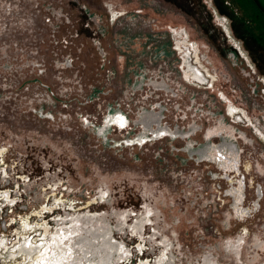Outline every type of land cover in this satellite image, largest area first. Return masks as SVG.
Here are the masks:
<instances>
[{
    "label": "rangeland",
    "instance_id": "374dc122",
    "mask_svg": "<svg viewBox=\"0 0 264 264\" xmlns=\"http://www.w3.org/2000/svg\"><path fill=\"white\" fill-rule=\"evenodd\" d=\"M0 151L2 239L57 198L62 218L111 214L130 252L115 264H264L263 15L250 0H0Z\"/></svg>",
    "mask_w": 264,
    "mask_h": 264
},
{
    "label": "flooded vegetation",
    "instance_id": "af4514ba",
    "mask_svg": "<svg viewBox=\"0 0 264 264\" xmlns=\"http://www.w3.org/2000/svg\"><path fill=\"white\" fill-rule=\"evenodd\" d=\"M177 46L178 48L183 47V49L190 50V47L187 48L189 46L187 42L177 43ZM197 63H199L198 60ZM202 72V70L198 69V74L201 78L209 77L207 75L204 76ZM110 117L113 121L112 123L117 125L125 124L123 116L119 114ZM153 121H156V117L151 119L147 117L142 120V123L145 127L149 126L150 122ZM155 130L163 131L164 133L166 131L164 128ZM155 130L154 132H156ZM59 202H61V199L58 200L56 198L53 201L56 206L51 205L48 207L45 205L41 209L34 211L30 216L37 219L35 221H30L29 216L25 217L21 222V228L12 233V238H0V249L8 252L9 257L11 256L10 258L13 260L19 258V264H90V261L95 257L97 258V264H115L118 260L120 261L130 255V252L125 253L127 251L125 245L116 239L112 227L108 225L110 223L108 220L111 219L109 215L111 214L93 212L91 210L93 205H88L74 211L73 215L62 218L60 206H57ZM63 210L65 209L63 208ZM66 210L70 211L71 209ZM55 212L60 216L50 219L51 215L56 216L54 215ZM240 212H243V210ZM44 215L47 216L44 217ZM118 217L119 220L116 222L118 226L116 227L128 230L129 227H124L128 215L122 213ZM51 220H60L57 223L58 227L50 229ZM143 220L137 221L136 225L132 227L137 232V235L140 234L138 231L145 226L142 223ZM37 231L39 232L38 235H40L39 238L29 237L30 234ZM145 241V238L142 239V242L140 241L138 245L142 243L146 245ZM139 249L142 250V248ZM114 254H118V259H113L112 261ZM168 257V253L165 252L153 264H166V261L169 260ZM141 260L143 261L144 259ZM140 264L148 263L140 262ZM203 264H209V261L205 259Z\"/></svg>",
    "mask_w": 264,
    "mask_h": 264
},
{
    "label": "water",
    "instance_id": "95a60500",
    "mask_svg": "<svg viewBox=\"0 0 264 264\" xmlns=\"http://www.w3.org/2000/svg\"><path fill=\"white\" fill-rule=\"evenodd\" d=\"M257 10L263 15L264 17V0H251Z\"/></svg>",
    "mask_w": 264,
    "mask_h": 264
},
{
    "label": "bare ground",
    "instance_id": "6f19581e",
    "mask_svg": "<svg viewBox=\"0 0 264 264\" xmlns=\"http://www.w3.org/2000/svg\"><path fill=\"white\" fill-rule=\"evenodd\" d=\"M181 34H182V33H181ZM184 40H186V39H184ZM186 42H187V41H186ZM195 54L197 55V53H196V52H195ZM0 154H1V151H0ZM0 172H1V170H0ZM2 173H4L3 175L1 174V175H2V177H4V176L7 174V172H6V169H4ZM9 197H10V196H9ZM54 198H55V197H54ZM92 202H93V203H96V201H95V200H93ZM96 204H98V202H97ZM88 205H89V203H87V205H86V206H88ZM84 207H85V206H84ZM81 208H83V207H81ZM76 209L78 210V208H76ZM76 209H75V207H74V210H76ZM73 212H74V211H73ZM135 250H136V249H135ZM138 250H139V249H138ZM158 258H159V257H158ZM154 259H157V258H154ZM151 261H152V260H151Z\"/></svg>",
    "mask_w": 264,
    "mask_h": 264
},
{
    "label": "trees",
    "instance_id": "16d2710c",
    "mask_svg": "<svg viewBox=\"0 0 264 264\" xmlns=\"http://www.w3.org/2000/svg\"><path fill=\"white\" fill-rule=\"evenodd\" d=\"M250 2L252 3V1L250 0ZM252 5H254L253 3H252ZM255 7V6H254ZM255 9L257 10V8L255 7ZM257 12H259L258 10H257ZM260 13V12H259Z\"/></svg>",
    "mask_w": 264,
    "mask_h": 264
},
{
    "label": "built area",
    "instance_id": "2783aa9c",
    "mask_svg": "<svg viewBox=\"0 0 264 264\" xmlns=\"http://www.w3.org/2000/svg\"><path fill=\"white\" fill-rule=\"evenodd\" d=\"M0 157H1V154H0ZM0 163H2V162L0 161Z\"/></svg>",
    "mask_w": 264,
    "mask_h": 264
}]
</instances>
